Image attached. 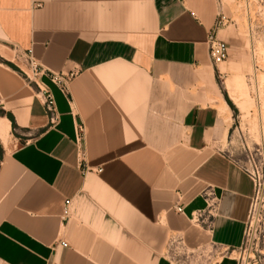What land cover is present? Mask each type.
<instances>
[{
  "label": "crops",
  "instance_id": "0c3cea01",
  "mask_svg": "<svg viewBox=\"0 0 264 264\" xmlns=\"http://www.w3.org/2000/svg\"><path fill=\"white\" fill-rule=\"evenodd\" d=\"M219 13L217 0H0V264H206L202 251L243 244L255 184L224 149ZM51 73H73L68 89Z\"/></svg>",
  "mask_w": 264,
  "mask_h": 264
},
{
  "label": "rangeland",
  "instance_id": "374dc122",
  "mask_svg": "<svg viewBox=\"0 0 264 264\" xmlns=\"http://www.w3.org/2000/svg\"><path fill=\"white\" fill-rule=\"evenodd\" d=\"M217 1L219 18L223 17L220 27H225L221 39L229 46L228 58L220 63L219 83L233 110L224 149L249 171L255 191L243 244L234 250L209 248L199 258L210 264L225 255L235 264H264V0ZM18 57L27 77L39 75L33 73L24 56ZM232 94L244 102V111L233 102ZM174 260L186 262L181 256Z\"/></svg>",
  "mask_w": 264,
  "mask_h": 264
},
{
  "label": "built area",
  "instance_id": "2783aa9c",
  "mask_svg": "<svg viewBox=\"0 0 264 264\" xmlns=\"http://www.w3.org/2000/svg\"><path fill=\"white\" fill-rule=\"evenodd\" d=\"M223 17L219 18L216 24V28L220 27V24L222 23ZM208 45H209V55L212 63L219 64L223 61H225L229 56V46L227 41L224 39H221L218 34L217 30L212 31L208 36ZM22 55L25 57V60L30 67V69L33 71V73L38 74L42 71V68H40V65L34 58L31 51L28 52H19L17 51V56ZM19 58V57H18ZM51 77L54 82L61 85V87L65 90L68 89V83L70 79L73 76V73L69 74H61V73H51ZM46 108L49 111L52 120H56L58 118L57 114V108L55 104L54 97L50 92L47 93V100H46ZM181 210V208H179Z\"/></svg>",
  "mask_w": 264,
  "mask_h": 264
},
{
  "label": "bare ground",
  "instance_id": "6f19581e",
  "mask_svg": "<svg viewBox=\"0 0 264 264\" xmlns=\"http://www.w3.org/2000/svg\"><path fill=\"white\" fill-rule=\"evenodd\" d=\"M239 95V94H238ZM240 96V95H239ZM230 97H231V99L233 100V102L239 107V108H241V109H243V110H241V111H244L245 109H244V102H242L241 101V99L237 96V95H234V94H232V95H230ZM247 110V109H246ZM248 112V111H247ZM246 115V114H245Z\"/></svg>",
  "mask_w": 264,
  "mask_h": 264
},
{
  "label": "trees",
  "instance_id": "16d2710c",
  "mask_svg": "<svg viewBox=\"0 0 264 264\" xmlns=\"http://www.w3.org/2000/svg\"><path fill=\"white\" fill-rule=\"evenodd\" d=\"M229 103L232 104V102L230 101V99H228Z\"/></svg>",
  "mask_w": 264,
  "mask_h": 264
}]
</instances>
